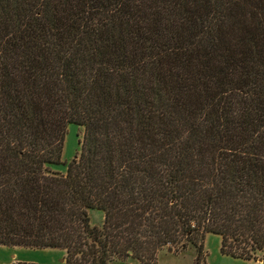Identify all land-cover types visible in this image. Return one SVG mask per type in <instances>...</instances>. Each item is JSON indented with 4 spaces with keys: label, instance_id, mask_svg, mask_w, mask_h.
<instances>
[{
    "label": "trees",
    "instance_id": "1",
    "mask_svg": "<svg viewBox=\"0 0 264 264\" xmlns=\"http://www.w3.org/2000/svg\"><path fill=\"white\" fill-rule=\"evenodd\" d=\"M206 234L264 262V0H0V245L201 264Z\"/></svg>",
    "mask_w": 264,
    "mask_h": 264
},
{
    "label": "rangeland",
    "instance_id": "2",
    "mask_svg": "<svg viewBox=\"0 0 264 264\" xmlns=\"http://www.w3.org/2000/svg\"><path fill=\"white\" fill-rule=\"evenodd\" d=\"M83 126L69 124L64 138L62 164L53 166L54 170L65 173L67 164L81 151V140L84 135ZM93 225L102 226L104 212L97 209L89 210ZM201 264H264L262 260H244L224 255L221 251V236L206 234L202 242ZM198 246L191 243L186 249L178 252L168 248L158 251L152 264H195ZM66 253L62 249H32L26 247L0 245V264H64ZM108 264H143L138 259L126 257ZM148 264V263H146Z\"/></svg>",
    "mask_w": 264,
    "mask_h": 264
}]
</instances>
